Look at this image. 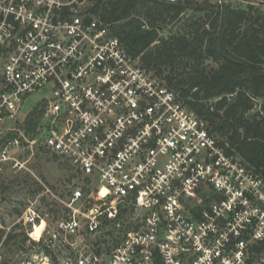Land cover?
Segmentation results:
<instances>
[{
	"label": "clouds",
	"instance_id": "9594fccd",
	"mask_svg": "<svg viewBox=\"0 0 264 264\" xmlns=\"http://www.w3.org/2000/svg\"><path fill=\"white\" fill-rule=\"evenodd\" d=\"M86 6L0 0V264H264V165Z\"/></svg>",
	"mask_w": 264,
	"mask_h": 264
},
{
	"label": "trees",
	"instance_id": "16d2710c",
	"mask_svg": "<svg viewBox=\"0 0 264 264\" xmlns=\"http://www.w3.org/2000/svg\"><path fill=\"white\" fill-rule=\"evenodd\" d=\"M253 2L232 7L209 0H87L81 14L98 16L134 51L159 39L142 58L145 67L154 68L184 105L228 136L231 147L259 171L264 165V13ZM187 11L193 14L189 24L160 36ZM141 18L149 30H141Z\"/></svg>",
	"mask_w": 264,
	"mask_h": 264
},
{
	"label": "built area",
	"instance_id": "2783aa9c",
	"mask_svg": "<svg viewBox=\"0 0 264 264\" xmlns=\"http://www.w3.org/2000/svg\"><path fill=\"white\" fill-rule=\"evenodd\" d=\"M78 2H80V0H78ZM71 8H76V5H75V4L71 5ZM82 11H83V9H81L80 12L77 13V15H78V17L81 18V24H82L84 27H87V26H89L90 23H91V19H90V17H93V16H89V17L87 18L84 14H81ZM53 13H54V14H57V9H56L55 7H53ZM58 15H59V21H60L61 23H63V22L71 23V22H72V15H73V14H72V12L69 10L68 7H65V8H62L61 10H59ZM2 18H3L2 15H0V19H2ZM50 22H52L53 24H55V23H56V20L53 19V21H50ZM8 23H10V24L13 25V29H17V30H18V29L20 28V23H19L18 21H15V22H14V19H13V17H11V16L8 17ZM105 25H106V26L109 28V30H110V25H109V24H106V23H105ZM32 28H33V26H32L31 24H29L28 29H26L25 31L31 30ZM110 32H111V30H110ZM111 33H112V32H111ZM32 34H33V36H35V32H33ZM20 35H21V37H23V36H24V33L21 32ZM15 49H16V44H15V42H13L10 51H15ZM21 66H23V65H21ZM66 79H68V80L70 81V80H71V76H67ZM0 82H3V80H0ZM13 90H14V89L12 88L11 85H8V87L5 89V91H9V92H10V91H13ZM226 155H229V154L226 153ZM69 195H71V194L69 193ZM83 195H84V194L82 193V196H83ZM217 200H219V198H217ZM90 207H91V204H90V202H89V203L86 204L84 211H87L88 208H90ZM65 211L67 212L68 210H65ZM209 214L211 215L210 210H209ZM66 219H67V217H66ZM194 219H197V220H198L199 217H198V216H195ZM0 223H1V222H0ZM17 227H18V225H17ZM98 254H99V253L97 252V255H98Z\"/></svg>",
	"mask_w": 264,
	"mask_h": 264
},
{
	"label": "rangeland",
	"instance_id": "374dc122",
	"mask_svg": "<svg viewBox=\"0 0 264 264\" xmlns=\"http://www.w3.org/2000/svg\"><path fill=\"white\" fill-rule=\"evenodd\" d=\"M210 2H227L229 3L232 7H238V6H245L249 0H209ZM191 18H193V14L191 11H187L186 14L183 16L181 22H174L173 24H169L168 27H166L164 30L167 32H169L171 29H177V27H181L183 25H187L189 23H187L188 20H191ZM163 31V32H165ZM8 189L4 188V187H0V202L3 201V199L5 198V194L7 193ZM7 215V213H6ZM0 222L3 223L4 222V217L0 216Z\"/></svg>",
	"mask_w": 264,
	"mask_h": 264
}]
</instances>
